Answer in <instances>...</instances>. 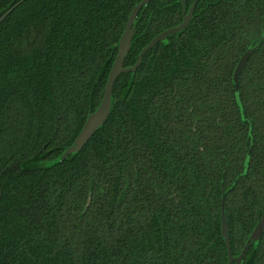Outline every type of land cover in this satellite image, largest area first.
Here are the masks:
<instances>
[{"label":"trees","instance_id":"16d2710c","mask_svg":"<svg viewBox=\"0 0 264 264\" xmlns=\"http://www.w3.org/2000/svg\"><path fill=\"white\" fill-rule=\"evenodd\" d=\"M194 0H186L185 13ZM20 0H0V16ZM141 0H26L0 23V264H228L264 204V0H198L187 27L113 86L111 111L61 162L99 105ZM150 0L124 67L182 21ZM249 158L246 163V158ZM242 264H264V232Z\"/></svg>","mask_w":264,"mask_h":264},{"label":"water","instance_id":"95a60500","mask_svg":"<svg viewBox=\"0 0 264 264\" xmlns=\"http://www.w3.org/2000/svg\"><path fill=\"white\" fill-rule=\"evenodd\" d=\"M25 1L26 0H20V2H18L17 4L9 8L2 16H0V23H2L17 6H19ZM197 1L198 0H194L190 8L188 9V11L185 13L186 0H180L182 4V14H183L181 23L155 36L139 52L136 63L131 67H124V60L127 54L129 53L131 40L134 35V24H135L137 15L143 6H147L149 4L150 0H141L140 3H138L132 8V10L130 11L128 15L126 24L124 26L123 33L118 43V49H117L116 56L114 58V61L112 63V66L110 68V71L108 73V76H107V79L104 85L102 99L99 105L97 106V108L87 116L80 132L74 139L73 143L57 158L56 162H61L67 156L79 152L84 147V145L89 141V139L94 135V133L105 124L110 114V111H111V98H112L111 95H112V89H113L116 79L122 74L134 73L137 70V68L140 66L141 60L147 51L155 47L158 43L166 41L168 37L175 36L176 34L182 32L187 27V25L190 23L192 19V15H193ZM263 40H264V35L261 37V39L256 45L247 49L241 55V57L239 58L235 66L232 78H233L234 86H235V96H236V100L238 103H239V99H238L239 75L241 71L243 70L245 64L247 63L248 59L250 58V56L260 47ZM249 153L250 152H248V155L246 158V163L249 158ZM220 232H221L222 238L224 239V243H225V247H226V251L228 255V264H242L243 259L248 249L254 243L260 240L264 232V204L262 206V215H261L259 222L253 228L248 240L246 241L245 245L243 246L242 250L237 256L233 257L231 255V248H230V243L228 239V222H227V216L225 213L223 200L221 202V209H220Z\"/></svg>","mask_w":264,"mask_h":264}]
</instances>
